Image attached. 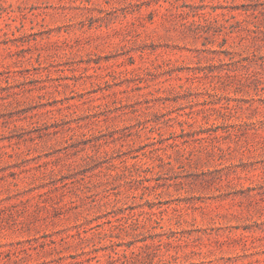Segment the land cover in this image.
Returning <instances> with one entry per match:
<instances>
[{"label":"rangeland","instance_id":"obj_1","mask_svg":"<svg viewBox=\"0 0 264 264\" xmlns=\"http://www.w3.org/2000/svg\"><path fill=\"white\" fill-rule=\"evenodd\" d=\"M0 264H264V0H0Z\"/></svg>","mask_w":264,"mask_h":264}]
</instances>
